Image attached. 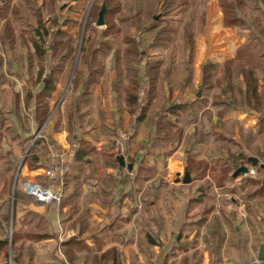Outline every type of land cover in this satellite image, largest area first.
Here are the masks:
<instances>
[{"label":"crops","instance_id":"0c3cea01","mask_svg":"<svg viewBox=\"0 0 264 264\" xmlns=\"http://www.w3.org/2000/svg\"><path fill=\"white\" fill-rule=\"evenodd\" d=\"M216 12L215 23L208 21L203 34L191 39L195 46L192 42L187 69L180 65L185 59L183 53L170 66L160 57L159 50L165 48H149V59H162L164 67L173 68L183 82L173 88L164 83L162 96L154 100L158 111L165 108L160 98H167L173 105L200 97L201 68L208 59L218 62L217 75L225 78V61L237 54L246 37L224 25L221 9ZM21 43L20 40L3 42L18 53L12 57L0 56V209L14 194L16 186L25 193L23 180L55 182L44 174L46 154L52 145L64 147L71 160L59 204L37 202L30 195L33 199L29 202L19 200L16 204V214L21 220H25L29 211L46 215L48 233L35 237L33 246L27 237L34 254L31 264H264L259 259L264 249V186L248 180L264 177V171L259 172L255 165L261 159L244 144L245 153L258 160L243 163L249 167L248 173L234 178L233 170L229 178L222 180L220 160L228 154L221 152L215 136L225 131V126L232 127L237 141L242 142L241 128L256 133L259 113L234 109L223 118L232 121L233 126L224 125L216 118L210 96L205 109H198L197 120L190 107L182 109L183 115L166 111L177 125H185L186 137L195 131L204 133L196 136L194 146L191 145L194 138L191 142L186 137L178 145L154 143L152 134L156 124L153 123L151 135L142 125L136 136L125 141L121 153L114 144L115 134L119 126L130 128L131 114L116 103L118 90L113 79L117 73L103 75L91 87L87 101L80 107L84 120L73 126V130L63 113L75 106L78 110L76 95L70 99L66 94L61 120L50 118V113L40 125L34 119L37 107L34 101L43 92L50 74L40 73L33 42L31 48L22 47ZM63 81L62 74L51 89L50 112L58 105ZM123 82L125 86L128 84L127 79ZM82 90L80 83L77 93ZM41 128L39 139L45 150L31 166L25 158L38 139L34 140L35 132ZM244 140L254 146L253 150L256 142L263 143L261 139L252 141L248 134ZM78 147L89 150L84 161L75 158ZM191 147L197 152L196 159L209 162L210 167L202 172L203 179H193L197 174L194 171L190 173L191 181L184 182ZM121 154L127 163L135 160L131 170L127 165L117 166ZM141 163L152 167L148 169L149 181L133 180ZM250 169H256V173ZM124 172L132 178L127 184L121 181ZM160 176L166 183L159 184ZM2 258L3 254L0 263L5 260Z\"/></svg>","mask_w":264,"mask_h":264},{"label":"trees","instance_id":"16d2710c","mask_svg":"<svg viewBox=\"0 0 264 264\" xmlns=\"http://www.w3.org/2000/svg\"><path fill=\"white\" fill-rule=\"evenodd\" d=\"M105 1L107 12L112 11L114 7L122 9V5L119 3L120 0ZM160 1H162V12L154 13L152 20L145 24L141 21L135 23L134 26L138 29V36L126 34L125 40L123 39L124 47L116 48V52L112 56L113 71L117 73V77L113 79L114 87L118 90L116 103L120 108L123 107L129 110L131 114L130 127L132 132L130 131L128 140L136 136L142 125L147 127V132L151 135L153 131L150 128L155 123L156 129L152 134L154 143L164 144L167 142L169 144L174 142L177 145L180 144L183 137H186L185 125H177L166 111H176L183 115L182 111L190 107L189 110H192L195 114L194 120H197L198 109H205L211 96L210 105L216 108V118L218 116V121H221L224 125L233 126L232 121H226L223 118L234 109L259 113L256 133L241 128L242 142L237 141L232 127L225 126V131L223 130L222 133L215 135L216 139H219L221 152L228 154L226 158L220 160L222 163L221 168L224 171L222 180L229 178L231 172L236 170L241 164L250 162V155L243 150L244 144L250 147L251 152L259 156L261 160L256 162L255 165L259 172H263L264 89L261 81L264 83V0H218L223 12L224 25L235 29L237 34L241 37H246V40L239 47L237 54L225 61V78H219L217 75L218 62L208 59L202 64L201 68L202 94H199L200 97L186 104L175 102L173 105L167 98H160L164 101L165 108L158 111V103L154 102V100L162 96L161 91L164 83L173 88L178 86L179 83L183 85V82L177 77V72L175 73L173 68L164 67L165 63L162 59H149V48L161 47L172 42L177 43L180 40L181 54L183 53L185 58L180 65L187 69L188 57L193 49L191 39L197 33L205 31L208 21V0H153L151 6L157 8ZM11 2L12 0L0 6V19L9 16ZM124 5L127 11L136 12L135 16H130L129 14L124 16L123 21H130L128 20L130 18L139 20L141 16L139 0L127 1ZM175 10H178L183 16L179 24L176 25L168 19ZM13 11L15 10L13 9ZM197 20L199 21L198 23H196ZM9 21L7 20L4 27L3 25L1 27L0 38L2 42L14 41L17 38L13 32L14 29H12L11 33L8 31L11 26ZM106 23L108 24V22ZM195 23L199 28L198 26L196 27ZM35 34L38 38L33 36L32 42L36 49L34 56L38 58L37 63L40 73L46 72V74H50V77L46 79V86L43 88V92L36 98L37 107L35 108V116L33 115L34 119L37 118L40 125H42L51 113L49 110L51 89L56 86L55 80L64 74L66 69L73 66L75 48L73 45L74 37L69 32L58 29L54 34L50 28L43 24L36 27ZM50 35L52 36L51 48L45 49L39 39L42 38L45 41L46 37ZM164 35H167V37ZM107 51L108 49L106 48H82L81 62L86 64V66L82 68L78 65L73 79L76 85L82 83L83 90L77 96L78 110L76 111V106L74 109L72 108V119L68 122L72 130L73 126L77 127L82 121L83 114L81 115L80 113V107L87 101L86 96L91 92V87L109 71L104 58ZM125 57H128L127 60L129 62L126 67L124 66ZM143 61H145L144 64ZM241 78L243 83H241ZM125 79L128 80L126 86L123 82ZM31 97L29 98L31 99ZM139 108L140 111L134 117L135 112ZM74 118L76 123L73 125ZM183 120V124H186L187 120L185 117H183ZM201 134L204 135V133L195 131L189 134L186 139H190L192 142L194 138V141L190 142L194 146L195 142H197L196 136ZM246 134L252 138V141L261 139L263 143L261 144L260 141L256 142L255 150H253L254 146L244 140ZM116 143L117 139L114 144ZM159 148H162V146ZM235 148L236 150H234ZM193 149L192 147L190 148V154L186 160L187 170L189 173L194 171L197 173L193 179H203L204 175L202 172H205L210 167V163L197 160V152H194ZM44 150L45 147H43L42 140L38 137L29 148L25 160H29L32 166L33 162L38 160L40 155L44 153ZM88 152L89 150L86 148L78 147L75 158L79 159V161H84L83 158ZM130 162L134 164L135 160ZM117 166L122 167L120 162L117 163ZM149 168L152 167L149 166ZM149 168L141 163L139 170L133 176V180L149 181L151 179ZM126 174L128 175L129 173L124 172L121 177L123 184L132 181L131 176H125ZM237 177L239 176L234 178ZM248 180L255 183L260 182L264 186V177L262 179L249 178ZM163 183H166V181H164L163 176H160L159 184ZM13 195V201L11 197H8V200L5 201L0 209L1 212L2 209L7 208V211L0 215V255L3 254L6 258L0 264H9L10 249L11 264H25L26 262L31 264L34 254L33 250L28 246L27 237L30 239L29 243L31 246H33L32 240L35 237L41 238L48 233V224L44 222L46 215L29 211L25 220H21L16 214V204L19 200L29 202L32 197L26 192L21 193L18 186H16ZM36 201L39 202L38 200ZM11 226L12 237L10 238Z\"/></svg>","mask_w":264,"mask_h":264},{"label":"rangeland","instance_id":"374dc122","mask_svg":"<svg viewBox=\"0 0 264 264\" xmlns=\"http://www.w3.org/2000/svg\"><path fill=\"white\" fill-rule=\"evenodd\" d=\"M10 0H0V6L3 3H8ZM105 0H12L11 5L9 7V16L4 19H0V30L1 27L7 23V20H10V27L8 31L11 33L12 29H14V34L17 36L15 40H20L21 46H28L29 48L33 47L32 39L33 36L37 37L35 34V30L37 26H44L51 29L52 33H56L58 29L62 31L69 32L71 36L74 37V56H73V66L69 69L65 70L64 75V85L62 86L61 93L59 94V98L57 101V106H55L51 110L50 118L54 117V119L61 120V114L63 113L64 108V98L66 94H68V98L72 99L73 95H76V99L79 93V85L74 84L73 79L75 75V71L78 65L82 68L86 66L83 62H81L82 57V48L87 49H108L105 55L106 67L108 73L113 71V63L112 56H114L116 52V48L124 47L123 39L125 40L126 34L137 35L138 29L134 26L135 23L141 21L142 23H146L152 20V15L154 13H161V4L162 1L159 2V5L156 7H152L153 0H139L140 6L139 11L141 12V16L139 20L136 18L128 19L130 21H123V17L126 15L135 16L136 11H127L125 8V2L133 1V0H120L119 3L122 5V9L113 8L112 11H108L106 13V22L104 26H97L96 20L98 18L99 10L101 9L102 3ZM208 21H212V24L215 23L216 18V9H221L218 0H208ZM13 9L15 11H13ZM181 13L178 10H175L168 19L174 25L179 24L182 19ZM68 20V21H67ZM207 21V23H208ZM199 21L197 20L196 23ZM195 23V24H196ZM9 24V23H8ZM198 25L196 24V27ZM199 28V26H198ZM203 34V33H197ZM66 35V34H62ZM138 36V35H137ZM167 37V35H164ZM196 36V35H195ZM38 38V37H37ZM40 42H42L43 47L45 49L51 48L52 44V36H47L45 41L40 38ZM24 42V43H23ZM193 40H191L192 44ZM2 40L0 38V56L3 57H12L17 55L18 50H15L10 46H5L2 44ZM29 43V44H26ZM180 40L177 43H169L164 46L159 47L160 57L165 58V62H167L170 66L177 62L178 54L181 53V46L179 45ZM193 42V48H194ZM25 51V50H24ZM128 57H125L124 66H128ZM48 67V65H46ZM77 93V94H76ZM36 104V100L34 101ZM36 108V107H35ZM34 108V109H35ZM33 109V110H34ZM72 110V109H71ZM62 111V112H60ZM32 114V112H31ZM73 111L63 113V117L67 118L69 122L72 119ZM85 115V114H83ZM31 119V117H30ZM29 119V120H30ZM75 120V118H74ZM84 117L82 116V121ZM70 124V123H69ZM116 131V130H115ZM125 131L130 136L131 127H122L119 126L117 130V134H115V141L121 139L119 136L121 132ZM38 132V130L36 131ZM35 132V133H36ZM129 138V137H127ZM124 139L122 146L125 147ZM31 147V146H30ZM117 147V146H116ZM121 153H124L121 150ZM28 154V153H27ZM24 155V154H23ZM26 155V154H25ZM24 159V156H23ZM187 172V171H186ZM185 172V173H186ZM184 173V174H185ZM13 196V195H12ZM11 196V200L13 201ZM33 199V198H32ZM23 206L20 207L19 213L21 214ZM17 210V209H16ZM7 211V208L1 210L0 215ZM10 238L12 237V226L10 231ZM11 250V249H10ZM10 257V256H9ZM6 258H2V260ZM9 261V260H8Z\"/></svg>","mask_w":264,"mask_h":264},{"label":"built area","instance_id":"2783aa9c","mask_svg":"<svg viewBox=\"0 0 264 264\" xmlns=\"http://www.w3.org/2000/svg\"><path fill=\"white\" fill-rule=\"evenodd\" d=\"M143 94V92H142ZM140 108L135 112L134 117L137 116ZM42 128L35 133L34 140L42 134ZM119 139L116 143L118 152L123 151L122 143L124 139L129 137L125 131L121 132ZM128 139V138H127ZM71 160L68 157V152L64 147L52 145L49 152L46 154V161L44 166V174L53 183L43 184L38 181L26 179L23 180L24 191L34 197L39 202L46 204H59L63 197V187L65 184V176L70 169ZM251 173H256V169H250Z\"/></svg>","mask_w":264,"mask_h":264},{"label":"water","instance_id":"95a60500","mask_svg":"<svg viewBox=\"0 0 264 264\" xmlns=\"http://www.w3.org/2000/svg\"><path fill=\"white\" fill-rule=\"evenodd\" d=\"M106 12H107V4H106V1H104L102 3L101 9L99 10L98 18L96 20L97 26H104L105 25V23H106V19H105ZM117 158H118L121 165H127L130 170L133 168V164L127 163L125 156L123 154L119 155ZM249 159L251 161H255V162L258 160V158L254 157V156L250 157ZM248 172H249V167L245 164H242L233 172V176H238L240 174H246ZM183 181L184 182H190L191 181V176H190L189 171H187L184 174ZM259 259L264 261V249H261L260 254H259ZM9 263H11V251H10V257H9Z\"/></svg>","mask_w":264,"mask_h":264}]
</instances>
